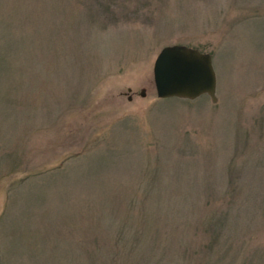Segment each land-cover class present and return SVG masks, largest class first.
Here are the masks:
<instances>
[{
    "label": "rangeland",
    "instance_id": "1",
    "mask_svg": "<svg viewBox=\"0 0 264 264\" xmlns=\"http://www.w3.org/2000/svg\"><path fill=\"white\" fill-rule=\"evenodd\" d=\"M0 264H264V0H0Z\"/></svg>",
    "mask_w": 264,
    "mask_h": 264
},
{
    "label": "water",
    "instance_id": "2",
    "mask_svg": "<svg viewBox=\"0 0 264 264\" xmlns=\"http://www.w3.org/2000/svg\"><path fill=\"white\" fill-rule=\"evenodd\" d=\"M151 72L157 98L190 100L206 94L216 102V78L208 52L178 43L164 45L154 57ZM139 95L144 96L143 89Z\"/></svg>",
    "mask_w": 264,
    "mask_h": 264
}]
</instances>
